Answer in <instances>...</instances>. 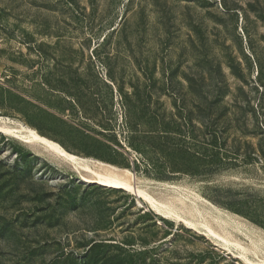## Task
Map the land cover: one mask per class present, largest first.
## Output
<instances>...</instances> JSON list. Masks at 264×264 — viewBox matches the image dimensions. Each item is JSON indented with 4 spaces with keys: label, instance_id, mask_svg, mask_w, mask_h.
I'll list each match as a JSON object with an SVG mask.
<instances>
[{
    "label": "rangeland",
    "instance_id": "374dc122",
    "mask_svg": "<svg viewBox=\"0 0 264 264\" xmlns=\"http://www.w3.org/2000/svg\"><path fill=\"white\" fill-rule=\"evenodd\" d=\"M251 233L264 0H0V264H249Z\"/></svg>",
    "mask_w": 264,
    "mask_h": 264
},
{
    "label": "bare ground",
    "instance_id": "6f19581e",
    "mask_svg": "<svg viewBox=\"0 0 264 264\" xmlns=\"http://www.w3.org/2000/svg\"><path fill=\"white\" fill-rule=\"evenodd\" d=\"M4 130L7 131L6 129H4ZM13 134L22 140L37 144V145L41 146L42 148L53 151L58 156L66 159L68 161H71L73 163H79L80 161L84 160V159L79 158L78 156H76L74 154L69 153L60 144L41 136L37 131H35L34 129H32L28 126L24 127V131L13 132ZM94 181H96L100 184L108 185L106 180H101V181L94 180ZM245 236H247L250 239L249 251L252 253L254 258H256L257 260L251 261V260L247 259L246 256L244 255L245 259L249 262V264H254V263L255 264H264V236L259 235V234H254V233L245 234Z\"/></svg>",
    "mask_w": 264,
    "mask_h": 264
},
{
    "label": "trees",
    "instance_id": "16d2710c",
    "mask_svg": "<svg viewBox=\"0 0 264 264\" xmlns=\"http://www.w3.org/2000/svg\"><path fill=\"white\" fill-rule=\"evenodd\" d=\"M222 160V158H219V161H221Z\"/></svg>",
    "mask_w": 264,
    "mask_h": 264
},
{
    "label": "water",
    "instance_id": "95a60500",
    "mask_svg": "<svg viewBox=\"0 0 264 264\" xmlns=\"http://www.w3.org/2000/svg\"><path fill=\"white\" fill-rule=\"evenodd\" d=\"M137 197H139V196H137Z\"/></svg>",
    "mask_w": 264,
    "mask_h": 264
}]
</instances>
